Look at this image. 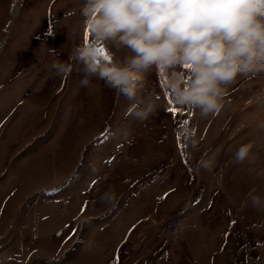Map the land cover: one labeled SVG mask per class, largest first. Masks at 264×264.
<instances>
[{
    "label": "rangeland",
    "instance_id": "1",
    "mask_svg": "<svg viewBox=\"0 0 264 264\" xmlns=\"http://www.w3.org/2000/svg\"><path fill=\"white\" fill-rule=\"evenodd\" d=\"M81 3L0 0V264H114L117 254L121 264H191L188 246L159 233L162 217L183 206L165 202L175 180L220 195L230 231L212 261L264 264V211L248 200L252 189L264 196V72L227 85L209 116L178 107L153 72L146 90L160 107L139 121L102 80L79 87L75 67L53 68L85 40ZM249 142L252 161L235 163Z\"/></svg>",
    "mask_w": 264,
    "mask_h": 264
},
{
    "label": "clouds",
    "instance_id": "2",
    "mask_svg": "<svg viewBox=\"0 0 264 264\" xmlns=\"http://www.w3.org/2000/svg\"><path fill=\"white\" fill-rule=\"evenodd\" d=\"M80 17L93 39L53 68L64 74L75 67L79 87L102 80L130 101L129 114L142 122L160 107L156 93L146 90L153 72L166 77L178 107L203 116L221 111L226 86L238 77L264 72V0H82ZM257 127L264 128V121ZM252 148L251 142L241 144L235 163L251 162ZM248 200L264 211V196L255 189Z\"/></svg>",
    "mask_w": 264,
    "mask_h": 264
},
{
    "label": "crops",
    "instance_id": "3",
    "mask_svg": "<svg viewBox=\"0 0 264 264\" xmlns=\"http://www.w3.org/2000/svg\"><path fill=\"white\" fill-rule=\"evenodd\" d=\"M165 186L164 198L170 204L169 209L175 210L180 205H186L183 219L196 223L194 227L183 229L177 245L188 246V250H191V256L196 257L192 258L191 264H218L212 259H221L230 231L221 209L220 195L200 180L187 184L184 181L182 185L175 180L166 182ZM224 263L230 264V261L226 259Z\"/></svg>",
    "mask_w": 264,
    "mask_h": 264
},
{
    "label": "built area",
    "instance_id": "4",
    "mask_svg": "<svg viewBox=\"0 0 264 264\" xmlns=\"http://www.w3.org/2000/svg\"><path fill=\"white\" fill-rule=\"evenodd\" d=\"M186 205L181 206L177 211L166 213L160 220L159 233L170 243H175L181 236L185 227H194L196 223L183 219ZM253 264H259V260H254Z\"/></svg>",
    "mask_w": 264,
    "mask_h": 264
},
{
    "label": "snow or ice",
    "instance_id": "5",
    "mask_svg": "<svg viewBox=\"0 0 264 264\" xmlns=\"http://www.w3.org/2000/svg\"><path fill=\"white\" fill-rule=\"evenodd\" d=\"M85 41H86V42L89 41V32H88V31L85 32ZM100 51H101V53L104 54L105 57L107 58V54H106L105 50H104L103 48H101ZM166 110H167L168 112H170L173 116H176V114L180 111V109H178V108H176V107H170V108H168V109H166ZM184 123H185V124L187 123V120H186V119L184 120ZM178 138H179V134H178ZM182 149H183V145H181V150H182ZM95 183H96V182L93 181V184H95ZM86 206H87V202H85L84 207H86ZM210 206H211V205H209V207H210ZM83 210H84V209L82 208L81 211H83ZM233 223H235V221H233ZM65 227H68V226L65 225ZM74 234H75V230H73L72 234L69 235V236L66 238L65 242H67V239H71V236L74 235ZM117 251L119 252V249H118ZM114 264H121V262H120V257H119L118 254L114 257Z\"/></svg>",
    "mask_w": 264,
    "mask_h": 264
}]
</instances>
